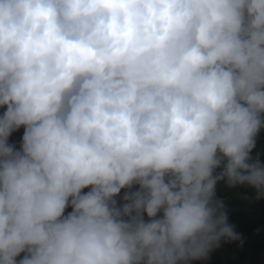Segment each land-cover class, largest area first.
Here are the masks:
<instances>
[{"label": "clouds", "instance_id": "obj_1", "mask_svg": "<svg viewBox=\"0 0 264 264\" xmlns=\"http://www.w3.org/2000/svg\"><path fill=\"white\" fill-rule=\"evenodd\" d=\"M0 107V264L206 260L217 185L264 199V0H0Z\"/></svg>", "mask_w": 264, "mask_h": 264}, {"label": "trees", "instance_id": "obj_2", "mask_svg": "<svg viewBox=\"0 0 264 264\" xmlns=\"http://www.w3.org/2000/svg\"><path fill=\"white\" fill-rule=\"evenodd\" d=\"M6 111L0 107V116ZM24 128L13 132L9 137V144L20 149ZM259 153L264 161V130H261L257 138V147L254 155ZM89 189H84L87 192ZM133 190H136L134 187ZM126 189L116 197L118 204L122 203L121 197ZM217 194L227 205L228 222L235 227V231L241 236V240L234 242H221L218 249L213 250L206 260H194L190 264H264V199L257 200L255 191L246 186L232 189L227 188L224 182L217 185ZM72 209L69 207L65 214ZM147 218V217H146ZM224 242V244H223ZM228 250V257L224 259V252ZM24 253L17 257V264L23 258Z\"/></svg>", "mask_w": 264, "mask_h": 264}, {"label": "rangeland", "instance_id": "obj_3", "mask_svg": "<svg viewBox=\"0 0 264 264\" xmlns=\"http://www.w3.org/2000/svg\"><path fill=\"white\" fill-rule=\"evenodd\" d=\"M223 244H224V242H223ZM228 255H229L228 250H225V252H224V259H227Z\"/></svg>", "mask_w": 264, "mask_h": 264}]
</instances>
